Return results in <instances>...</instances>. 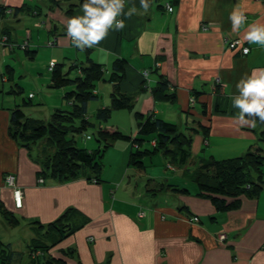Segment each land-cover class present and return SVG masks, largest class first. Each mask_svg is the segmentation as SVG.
<instances>
[{
    "label": "crops",
    "instance_id": "crops-1",
    "mask_svg": "<svg viewBox=\"0 0 264 264\" xmlns=\"http://www.w3.org/2000/svg\"><path fill=\"white\" fill-rule=\"evenodd\" d=\"M27 2L34 0H0V5L9 7L10 14L7 19L0 16V49L4 47L2 32L7 29L11 42L18 44L27 41L28 31L31 49L54 42V46H44L50 48L47 51L52 62L82 61L86 55L110 69L115 59L125 58L128 64L122 91L134 94L136 111L167 116L163 119L175 124L178 120L191 132L193 143H197L193 160L235 158L251 146L264 151L260 135L264 124L256 121L255 128L239 126L235 119L239 109L233 106V98L239 95V81L251 76L254 69H264V47L243 38L250 25L264 24V0H148L147 11L141 7V0H124V13L136 8L131 18L118 17L125 27L110 29L100 44L84 50L72 46L67 36L71 18L60 8L49 9L45 0L40 10L34 8L37 15L14 14L12 8ZM167 3L172 5V12L167 11ZM159 5L164 7L160 9ZM234 10L244 12L247 18L238 32L232 31L229 18ZM83 15V10L77 9L72 16ZM203 26L208 29L203 30ZM235 39L242 44L230 48L227 43ZM243 44L250 49L248 54L242 53ZM16 57L23 61L21 56ZM6 58L3 55L2 60ZM4 65L15 69L13 79L20 67L11 60L2 61L0 72ZM159 74L171 84L168 93L174 94L173 103L157 102L153 96ZM215 86L220 87L217 93ZM4 96L0 93V98ZM8 96L16 101L15 95ZM217 98L223 112L215 110ZM5 107L0 103V213L6 209L22 219L20 226L12 229L25 226L29 237L33 236L29 225L32 221L53 222L70 208L77 212L73 215L76 222L88 220L52 249L54 258L66 264H106L109 259V264H264V188L255 199L242 197L240 209L219 213L209 200L196 196L197 188L186 182L188 175L183 170L167 166L163 170L160 160L156 170L149 169L155 164L153 160L144 170L129 166L132 148L125 141L115 143L121 154L109 159L110 166L117 167L116 175L108 179L103 175L102 183L84 179L68 183L47 179L40 183L41 168L9 134L10 111ZM169 170L176 174L169 175ZM7 174L15 175L22 190L20 208L15 207L13 188L5 183ZM137 175L147 184L149 180L176 182L188 187L190 194L162 191L156 196H143L138 184L135 188L125 184L131 176L138 179ZM190 216L198 217L200 222L191 221ZM221 235L225 240H220Z\"/></svg>",
    "mask_w": 264,
    "mask_h": 264
},
{
    "label": "trees",
    "instance_id": "trees-1",
    "mask_svg": "<svg viewBox=\"0 0 264 264\" xmlns=\"http://www.w3.org/2000/svg\"><path fill=\"white\" fill-rule=\"evenodd\" d=\"M45 1L49 9L60 8L71 19L74 17L73 13L77 9H82V5L85 3V0ZM163 7L159 5L158 8L162 9ZM12 9L16 15L21 12L31 16L36 14L35 9L31 10L27 4ZM8 10L9 7L0 5V16L7 19L6 16L10 15ZM8 35V30L4 29L1 41L4 37L7 38L4 41L5 44H8L4 46L6 49L10 51L22 50L30 58L35 56L36 51H33L35 49L29 48L27 41L22 44L11 42ZM70 42L74 46L71 39ZM10 45L11 48H9ZM23 45H25L24 48ZM47 45L54 46L55 43L48 42ZM243 47L248 48L244 44ZM127 64V59L118 58L114 60L109 69L103 64L93 61L90 57H87L86 61L64 59L54 62L49 66L51 77L48 87L67 90L64 98L71 108L56 109L52 119L47 122H42L39 119L29 120L23 113L22 107L30 105L32 94L28 96L27 100L23 99L21 105L15 101L13 102L16 103L14 107L12 104L5 107L10 111L9 134L18 145L28 150L30 158L39 165L41 168L39 177L44 180L52 179L56 182L66 183L81 179L96 184L102 183V160L107 149L115 142L125 141L132 148L129 166L144 170L152 161H149L147 165L146 158L158 153L163 154L168 159L167 167L183 170L188 175L185 177L187 181L196 185V196L209 200L219 213L240 209L242 197L248 199L259 197L264 188V151L261 148L251 146L243 155L229 159H216L210 156L199 160V164L195 165L191 132L184 129L187 132L184 133L177 124L154 114H144L138 111L133 113L136 121V135L122 133L117 128L101 127L102 123L108 121L113 110H135L134 97L121 89V84L126 77ZM6 70L9 77L7 79L6 76H3L2 80L10 81L9 84H11L15 78L12 79L15 69L6 66ZM159 75V82L153 89V96L157 102L173 103L175 96L173 93H168L171 84L165 76ZM98 82H108L112 86L111 107L100 108L96 111L95 118L99 123V129L95 137L98 145L97 148L89 150L78 145V137H83L88 128L95 127V124L88 118V112L90 102L99 98L96 93ZM5 87L8 85L6 84ZM5 87L1 86L0 88V93L5 96L18 95L22 92V87L18 83L11 85L9 90ZM215 87L217 93L220 87ZM194 95H198V93ZM192 100L194 103L195 97ZM221 107L217 98L215 110L223 112L224 108ZM203 115H206V111H203ZM201 128L203 131H207L205 128ZM260 135L261 141H264V130ZM86 139H91V137L87 136ZM42 140H45V145L37 149L36 154H33L34 146ZM147 143L150 144V148L141 149ZM190 165L195 168L190 169ZM166 185L175 193L190 194V189L186 186L176 183H167ZM162 191L161 188L159 193ZM75 213H77L76 210L70 208L53 222L43 224L39 221H32L29 225L34 237L30 239L24 251L16 249L11 241L5 243L0 238V264H66L64 260L54 258L51 251L88 222L87 219L82 223H78V220L76 222L73 217ZM0 215L6 220L9 227L20 226L22 219L8 210L1 209ZM190 219L193 222H200L198 217L190 216ZM63 253L67 255L66 252ZM109 261L107 260L106 264H109Z\"/></svg>",
    "mask_w": 264,
    "mask_h": 264
},
{
    "label": "rangeland",
    "instance_id": "rangeland-1",
    "mask_svg": "<svg viewBox=\"0 0 264 264\" xmlns=\"http://www.w3.org/2000/svg\"><path fill=\"white\" fill-rule=\"evenodd\" d=\"M42 1V0H41ZM40 0H34V3L27 2L26 4L28 7L34 8H41L43 7V4ZM27 41L29 39L30 33L27 31ZM44 46H47V44L43 45V48H34L36 51V54L33 58L27 57L24 52L17 51L13 53V55H10V50L3 47V49H0V62H11L13 65L19 66L20 69L16 71L15 73V83L19 84L22 87V92L18 95H15L14 98L16 100V103L18 105H21L23 103V99H28V94L33 93L35 96L34 99H31L30 105L22 107L23 113L27 116L29 120L33 119H39L42 120V122H47L52 119V115L54 114L56 109H70L71 106L64 98V94L67 90L64 89H51L48 88V84L51 77V72L49 71V66L53 65L54 62L49 60L48 53H50V48H46ZM8 51V52H4ZM6 53V54H3ZM9 54V55H8ZM3 55H7L6 59H3ZM16 56H21L23 58V61L17 59ZM64 60V59H63ZM61 61V59L59 60ZM82 61H86V55H84V59ZM109 71V70H108ZM18 73V74H17ZM6 76L8 79L9 74L6 70V66L2 68L0 72V87L2 85H6V81L2 80V77ZM11 85H13L11 83ZM10 84H8V87H6L7 90L11 87ZM70 90V88H69ZM111 92H112V86L108 82H98L96 86V93L98 94V100L91 101L90 102V109L88 112V118L89 120L95 124V127L88 128L87 131L84 133L83 137H78V145L81 148H85L92 150L97 148V140L95 137V134L97 130L99 129V123L97 122L95 118L96 111L100 108H110L111 107ZM6 93V92H5ZM8 94V93H7ZM6 95L3 98H0V103L4 104V106H8L9 104H12V107L15 106V104L12 102V99ZM134 97V94L132 95ZM136 106V105H135ZM136 109V108H135ZM136 112V110L133 109V111L127 110V109H121V110H113L110 118L107 122L102 123V128H110L117 127L119 131L122 133H131L132 130L136 131V121L134 119L133 113ZM172 114V113H169ZM161 116H164L162 114ZM192 117V116H190ZM164 119H167V116L163 117ZM191 119V118H190ZM168 121V120H166ZM176 121V120H175ZM170 122V121H169ZM176 124H179V121L177 120ZM180 125V126H179ZM179 129L181 131H184V133H187L186 130H184V127L179 124ZM87 136H90L91 139H86ZM116 143V142H115ZM114 143V145H115ZM45 145V140L40 141L37 143V145L34 146L33 151H36L39 148H42ZM111 146L107 149L104 157H103V171L102 174L104 175V178L108 179L110 177H114L116 175L117 167H111L109 164V159L113 160L119 157L121 154V148L117 146ZM149 149V145L144 144L141 149ZM135 149V148H133ZM197 149V143H193L192 145V151L195 152ZM153 160L154 165L151 164L149 166V169L156 170L159 167V160L164 163L163 170H165V166H167V162L165 159V156L161 153H158L156 155H153L149 158H146L145 161L149 162ZM195 165L199 164V159L193 160ZM121 160H118V163H120ZM191 168H194V166L190 165ZM175 171V170H174ZM180 172V171H179ZM167 173L170 174H176L172 172L171 170L167 171ZM179 174V173H178ZM102 175V177H103ZM138 179L130 177V180L126 181L125 184H130L132 188H135V185L138 184L140 188L143 189L142 193L143 196L145 195H152L153 194L159 195V190L162 188L163 193H166V191H171V188L168 187L166 184L164 185L162 181L159 182H151L149 180V184L147 182H144L142 178H140V175H137ZM180 178L186 181L182 177V174L180 172ZM187 183L192 184L193 186H196L191 181H186ZM176 183V182H175ZM181 185V184H180ZM150 190H158V191H150ZM30 233L26 229L25 226L20 227L16 230L10 228L6 220L0 215V238L5 243L14 242V247L20 251H24L26 249V245L29 244L32 237H29ZM225 240V238H224Z\"/></svg>",
    "mask_w": 264,
    "mask_h": 264
},
{
    "label": "clouds",
    "instance_id": "clouds-1",
    "mask_svg": "<svg viewBox=\"0 0 264 264\" xmlns=\"http://www.w3.org/2000/svg\"><path fill=\"white\" fill-rule=\"evenodd\" d=\"M124 7V0H85L82 5L84 15L67 22V36L81 50L100 44L110 29L119 31L125 27L124 20L118 17L126 15L131 18L136 12V8L132 7L124 13ZM141 7L147 11L148 0H141ZM229 18L233 32H238L247 20L244 12L239 10H234ZM243 38L264 47V24L250 25ZM244 51L247 54L248 49ZM237 88L239 95L233 98V106L239 109L236 123L241 127L255 128L258 119L264 124V69H254L251 76L239 81Z\"/></svg>",
    "mask_w": 264,
    "mask_h": 264
},
{
    "label": "built area",
    "instance_id": "built-area-1",
    "mask_svg": "<svg viewBox=\"0 0 264 264\" xmlns=\"http://www.w3.org/2000/svg\"><path fill=\"white\" fill-rule=\"evenodd\" d=\"M169 8H171L172 10L169 11ZM166 9H167L168 12H172V11H173V7H172V5H171L170 3H167V4H166ZM202 29H203V30H207L208 28H207L206 26H203ZM6 39H7V38L4 37V38L2 39V41H1V44H2L3 46H7V45H8V44H5V42H4V41H6ZM228 43H229L228 45H229L230 48L235 49V48H237L238 46H240V45L242 44V41L239 40V39H235V40H232L231 42H228ZM11 47H12V46L10 45L9 48H11ZM22 47L24 48L25 45H23ZM245 49H248V48H246V47H242V48H241V51H242L243 54H246L245 51H244ZM248 52H249V49H248ZM248 52H247V53H248ZM50 68H52V67H50ZM148 74H149L148 71H144V73H143V75H144L145 77L148 76ZM191 101H193V100L191 99ZM6 184H7L8 186H10V187H14V186H15V176H14L13 174H11V175H9V176L7 177ZM224 238H225V235H221V236H220V240H221V241H223Z\"/></svg>",
    "mask_w": 264,
    "mask_h": 264
},
{
    "label": "bare ground",
    "instance_id": "bare-ground-1",
    "mask_svg": "<svg viewBox=\"0 0 264 264\" xmlns=\"http://www.w3.org/2000/svg\"><path fill=\"white\" fill-rule=\"evenodd\" d=\"M194 98V97H193ZM192 99V98H191ZM11 175V174H7L5 176V183H6V180H7V177ZM14 175V174H13ZM15 176V175H14ZM39 182L40 183H43L44 182V179L43 178H40L39 179ZM13 188V197H14V202H15V207L17 208H20L22 206V190L17 186V183H16V177H15V186L12 187ZM142 217L143 216V213H140ZM90 241L92 242V238H90Z\"/></svg>",
    "mask_w": 264,
    "mask_h": 264
}]
</instances>
